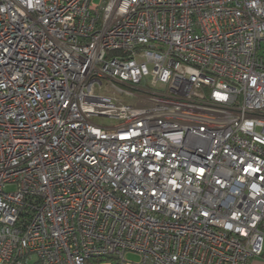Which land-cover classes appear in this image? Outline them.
I'll list each match as a JSON object with an SVG mask.
<instances>
[{"label":"built area","instance_id":"1","mask_svg":"<svg viewBox=\"0 0 264 264\" xmlns=\"http://www.w3.org/2000/svg\"><path fill=\"white\" fill-rule=\"evenodd\" d=\"M108 257L264 261V0H0V264Z\"/></svg>","mask_w":264,"mask_h":264},{"label":"rangeland","instance_id":"2","mask_svg":"<svg viewBox=\"0 0 264 264\" xmlns=\"http://www.w3.org/2000/svg\"><path fill=\"white\" fill-rule=\"evenodd\" d=\"M95 2H98L99 0H94ZM144 88L146 89H151L150 86H143ZM132 91L135 93V94H142L143 92L142 91H139L137 89H132ZM108 93V92H107ZM109 93H111L109 91ZM122 99H124L127 103H130L132 105H136L139 101V97L138 96H128V95H122ZM96 122L100 125H103V126H111V125H116L119 123L118 120L116 119H112V118H108V117H100V118H96ZM126 258L130 261H138L139 260V257L135 254H132V253H129L127 254ZM33 262L36 261V258H33L32 260Z\"/></svg>","mask_w":264,"mask_h":264},{"label":"trees","instance_id":"3","mask_svg":"<svg viewBox=\"0 0 264 264\" xmlns=\"http://www.w3.org/2000/svg\"><path fill=\"white\" fill-rule=\"evenodd\" d=\"M103 263H111V264H122L116 258H92L88 261V264H103Z\"/></svg>","mask_w":264,"mask_h":264},{"label":"crops","instance_id":"4","mask_svg":"<svg viewBox=\"0 0 264 264\" xmlns=\"http://www.w3.org/2000/svg\"><path fill=\"white\" fill-rule=\"evenodd\" d=\"M250 264H264V261L260 258L253 259Z\"/></svg>","mask_w":264,"mask_h":264}]
</instances>
